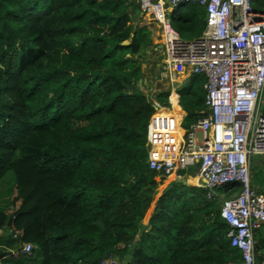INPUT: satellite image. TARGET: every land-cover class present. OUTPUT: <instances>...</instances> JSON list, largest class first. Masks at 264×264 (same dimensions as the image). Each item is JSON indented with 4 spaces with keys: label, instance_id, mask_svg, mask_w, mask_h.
<instances>
[{
    "label": "trees",
    "instance_id": "16d2710c",
    "mask_svg": "<svg viewBox=\"0 0 264 264\" xmlns=\"http://www.w3.org/2000/svg\"><path fill=\"white\" fill-rule=\"evenodd\" d=\"M137 1L0 0V183L11 173L13 185L0 187V264H118L127 252V264L239 260L217 202L237 185L208 199L172 181L156 196L165 178L146 162L153 101L169 98L178 120L180 106L188 129L206 113L204 78L178 89L179 106L169 89L140 92L139 57L157 45L148 26L132 25ZM205 19L185 4L175 31L197 38ZM256 244L257 264L264 239Z\"/></svg>",
    "mask_w": 264,
    "mask_h": 264
},
{
    "label": "built area",
    "instance_id": "2783aa9c",
    "mask_svg": "<svg viewBox=\"0 0 264 264\" xmlns=\"http://www.w3.org/2000/svg\"><path fill=\"white\" fill-rule=\"evenodd\" d=\"M189 3L202 7L206 19L200 36L188 40L171 28L166 6L171 12ZM255 3L139 0L141 16L161 29V75L171 81L183 72L202 76L206 107L202 118L183 129V117L178 120L153 101L146 125L147 166L163 178L180 179L187 173L198 177L208 199L218 188L237 185L238 190L222 200L219 214L240 258L225 264H256L254 232L264 225V184L262 191L256 190L250 179L251 159L264 157V114L259 107L264 94V8ZM173 92L177 102L178 91L169 88V97ZM18 235L14 231L15 239ZM20 250L28 254L31 245L23 243ZM113 262L109 258L100 264Z\"/></svg>",
    "mask_w": 264,
    "mask_h": 264
},
{
    "label": "rangeland",
    "instance_id": "374dc122",
    "mask_svg": "<svg viewBox=\"0 0 264 264\" xmlns=\"http://www.w3.org/2000/svg\"><path fill=\"white\" fill-rule=\"evenodd\" d=\"M155 1V0H153ZM138 1L137 0H133V4H136ZM166 8H168L167 11V18L169 19V23L171 25V28L175 30L174 27V17H175V13L179 12L182 7H178L177 11H175L176 9L172 8V11L169 12V9L171 8V6L167 5ZM131 9H133L131 7ZM131 21H132V25H146L148 26L149 30L151 31V37L153 40V44L157 45L156 48H150L147 51L142 52L141 56L139 57V65H140V69H141V76L140 79L138 80V86L140 89V92L153 97V95L157 92H161L164 91L166 89L169 88H176V91L179 92L178 89H184L189 87L190 85V81L192 76L187 74V72H183V74H175L172 76V81L168 78V77H164L161 75V61L164 58L163 55V48L161 46V42H162V38H161V29L158 28L157 24L154 23L153 21L150 20V18H146L145 16H141L140 11H135L131 17ZM195 77V76H194ZM179 101V98L177 99ZM178 101L176 102V104L179 106ZM167 106H163L166 108H170V100L168 99L167 101ZM162 105V104H160ZM180 107V106H179ZM260 112H262L261 108L264 107V94L260 99ZM171 115H174V113L168 112ZM175 116V115H174ZM176 117V116H175ZM183 121V120H182ZM182 123V122H181ZM178 133L181 134L182 130L178 129ZM260 161H264V157L261 156H254L251 159V162L254 164H256L257 162ZM252 165V166H253ZM257 165V164H256ZM260 167V166H258ZM258 167H256V169L258 170ZM254 168V167H251ZM262 168V167H260ZM196 177L192 174L187 173L185 176H182L180 178V181H175L176 179H174L173 177L169 176L165 179H163L160 182V185L157 189V194L156 196H159L160 193L162 192V190L165 188V186H167L169 183H171L172 181L175 182H182V184L184 185H191L194 186L196 184H201V181L195 179ZM190 179L192 184H189L188 180ZM157 181L158 178L156 179ZM0 187L4 188V189H10L13 187L12 185V174L9 173L5 176L4 180L0 183ZM201 187V186H200ZM222 188V187H221ZM2 199V198H1ZM224 199V196L222 194L217 195V202L221 205L222 200ZM1 204V202H0ZM13 208V206H11L9 204L8 209L11 210ZM153 209V205L149 208V210L147 211L143 221H142V225L140 228L139 233H141L142 231L145 230L146 224H147V220L152 212ZM139 236V234H138ZM132 251V250H130ZM13 252V251H11ZM129 255L130 252H127L123 258H119L118 256L115 257L116 262L118 264H127V262L129 261Z\"/></svg>",
    "mask_w": 264,
    "mask_h": 264
},
{
    "label": "crops",
    "instance_id": "0c3cea01",
    "mask_svg": "<svg viewBox=\"0 0 264 264\" xmlns=\"http://www.w3.org/2000/svg\"><path fill=\"white\" fill-rule=\"evenodd\" d=\"M174 89H177L174 88ZM180 111H181V117L185 115L184 111H182V109L179 107ZM166 112H171V111H167ZM173 112V111H172ZM181 119V118H180ZM257 164V165H256ZM256 164L253 165V163H251V168L250 167V179H251V185L253 186V188H255L256 190L262 191L263 190V184H264V161H260L257 162ZM253 165V166H252ZM262 168H260V167ZM256 167H258V170L256 169ZM189 186V185H187ZM191 186V185H190ZM195 187H200L202 186L201 184H197L194 185ZM148 221V220H147ZM147 225V224H146ZM146 228V227H145ZM255 240H258L259 238L264 239V225L260 227V229H258L255 234H254ZM264 258V257H263ZM263 260V259H262ZM257 264H262V261L257 262Z\"/></svg>",
    "mask_w": 264,
    "mask_h": 264
},
{
    "label": "water",
    "instance_id": "95a60500",
    "mask_svg": "<svg viewBox=\"0 0 264 264\" xmlns=\"http://www.w3.org/2000/svg\"><path fill=\"white\" fill-rule=\"evenodd\" d=\"M128 44V42H124L123 45ZM175 181H180L179 179H176Z\"/></svg>",
    "mask_w": 264,
    "mask_h": 264
},
{
    "label": "clouds",
    "instance_id": "9594fccd",
    "mask_svg": "<svg viewBox=\"0 0 264 264\" xmlns=\"http://www.w3.org/2000/svg\"><path fill=\"white\" fill-rule=\"evenodd\" d=\"M180 7H182V6H180ZM180 7H179V8H180ZM177 13H178V12H177ZM177 13H176V14H177ZM174 18H175V17H174ZM179 180H180V179H179ZM18 234H19V233H18ZM13 238H14V237H13ZM22 244H23V243H22ZM20 246H21V245H20ZM20 251H21V250H20ZM23 254H24V253H23Z\"/></svg>",
    "mask_w": 264,
    "mask_h": 264
}]
</instances>
